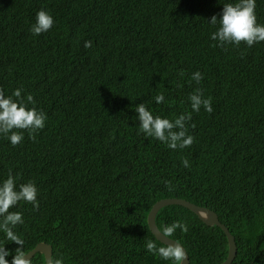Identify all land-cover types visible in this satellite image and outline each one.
I'll list each match as a JSON object with an SVG mask.
<instances>
[{"label": "trees", "instance_id": "obj_1", "mask_svg": "<svg viewBox=\"0 0 264 264\" xmlns=\"http://www.w3.org/2000/svg\"><path fill=\"white\" fill-rule=\"evenodd\" d=\"M235 2L0 0V88L7 96L22 87L47 116L35 141L24 131L13 146L0 134V184L11 170L17 187L33 180L38 188V209L21 201L9 210L23 214L14 232L25 253L46 242L63 264H176L147 251L149 240L167 246L151 232L148 214L163 198H183L218 213L236 239L232 264H264V42L214 46L219 22H209ZM41 9L55 23L33 35ZM255 13L264 24V0H256ZM196 71L199 84L191 79ZM197 88L211 98L212 113L192 111ZM140 103L162 118L191 113L195 142L173 150L146 137ZM175 221L188 226L170 238L186 248L190 264L226 260L219 226L181 205L156 217L162 232ZM4 244L15 254L18 245L0 231ZM31 264H46L44 254Z\"/></svg>", "mask_w": 264, "mask_h": 264}, {"label": "clouds", "instance_id": "obj_2", "mask_svg": "<svg viewBox=\"0 0 264 264\" xmlns=\"http://www.w3.org/2000/svg\"><path fill=\"white\" fill-rule=\"evenodd\" d=\"M256 0H236L235 3H224L222 12L217 18L213 15L210 19L212 25L219 22V27L211 33V39L217 41L214 46L225 48L229 45L239 46L242 42L248 47L255 43L264 42V24L257 22L255 13ZM53 16L46 10L41 9L36 13V22L31 26L33 35H40L48 32L54 25ZM84 47H91V41H85ZM183 74V73H182ZM191 79L197 84L203 79L201 72L192 73ZM22 87L16 88L11 95H5L0 88V134L10 140L13 146L22 143L24 131L28 132L29 138L35 141L36 133L45 127L46 114L37 109L36 101L31 93L26 98L22 95ZM191 108L194 112H199L203 107L208 113L213 112L211 98H205L203 90L197 88L189 97ZM164 101V93L155 96L156 103ZM138 113L140 129L146 137H153L167 144L170 149H183L190 147L195 142V137L188 134V121L192 119L191 113H184L173 119L154 116L146 107L145 103H140L135 107ZM194 127V125H192ZM184 167H189L187 158L182 160ZM169 189L172 188L171 181H165ZM38 188L35 181L29 180L19 184L9 170L7 179L0 184V231L5 233L6 239L15 242L16 247L12 254L5 244L0 246V264H31V258L23 251V241L14 232V228L23 224V214L19 211H9L17 206L21 201L31 203L38 209L37 201ZM176 229L186 233L188 226L181 221H175L170 226L163 229V235L171 237ZM148 252L158 255L165 260H173L176 264H181L186 253L176 243H169L166 247L157 248L156 244L149 240L146 242ZM12 255L11 261L6 259ZM49 264H63L62 259H51Z\"/></svg>", "mask_w": 264, "mask_h": 264}, {"label": "water", "instance_id": "obj_3", "mask_svg": "<svg viewBox=\"0 0 264 264\" xmlns=\"http://www.w3.org/2000/svg\"><path fill=\"white\" fill-rule=\"evenodd\" d=\"M169 205L184 206L190 209L191 211H193L196 215H198V217L207 225L219 226L225 232L227 239H228V244H229L228 256L226 260L220 264H232L234 262L236 255H237V251H238L235 236L230 232L229 228L220 221L219 215L216 211L206 206H200L198 204H195L183 198H163L157 201L151 208L148 214V225H149L151 232L154 234V236L162 243L166 244L167 246L169 243H176L182 247V249L186 253V256L184 260L181 262V264H190V257H189V254L186 248L180 242L174 240L173 238L164 236L163 232L159 229L156 223V217H157L158 212L163 207L169 206ZM38 252H42L44 254L46 264H49V261L53 259L52 258L53 247L52 245L46 242L38 243L35 248H33L28 253H26V256L32 259Z\"/></svg>", "mask_w": 264, "mask_h": 264}]
</instances>
